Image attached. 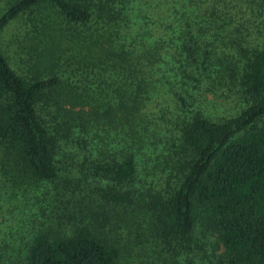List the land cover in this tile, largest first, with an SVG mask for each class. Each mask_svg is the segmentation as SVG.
I'll return each instance as SVG.
<instances>
[{
	"label": "trees",
	"instance_id": "obj_1",
	"mask_svg": "<svg viewBox=\"0 0 264 264\" xmlns=\"http://www.w3.org/2000/svg\"><path fill=\"white\" fill-rule=\"evenodd\" d=\"M163 1L6 2L45 76L0 48V264H264V0Z\"/></svg>",
	"mask_w": 264,
	"mask_h": 264
},
{
	"label": "rangeland",
	"instance_id": "obj_2",
	"mask_svg": "<svg viewBox=\"0 0 264 264\" xmlns=\"http://www.w3.org/2000/svg\"><path fill=\"white\" fill-rule=\"evenodd\" d=\"M8 1L9 0H0V14L2 13V11H4V7L6 5V2ZM140 1H142V4H145L146 7L149 6V4L158 5L159 2L161 4L160 7L167 5L163 0ZM42 13H37L38 17H40ZM38 25L39 29L38 31H36V33L42 34L43 30L45 31V27L40 22H38ZM31 29V23L26 19L14 21L9 26H7L2 34H0V48L7 55L10 61V65L13 67V69L17 73L23 75H27L31 72V69L34 66L33 61L36 62V60L39 59L37 57H40L41 59H39V66H41L42 69L38 70L37 72L42 77L45 76V73L43 71L45 70V36L41 35L42 40L37 39L36 33L34 34V36L33 34H29ZM38 50L42 51L39 52ZM199 96L200 100H202V106L205 108L204 111L207 116L215 119L231 116L236 113L240 106H242L241 103H237L238 105L235 107L234 102H227L223 98L214 97L208 92H205L203 95L199 93ZM1 219L2 216H0V222ZM9 222L11 223V221ZM205 242H207L208 244L204 250L207 258L212 259L213 254L215 256H221L223 250L220 245L216 244V240L213 236H209V238ZM131 262L132 261H130V263Z\"/></svg>",
	"mask_w": 264,
	"mask_h": 264
}]
</instances>
